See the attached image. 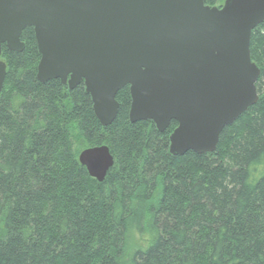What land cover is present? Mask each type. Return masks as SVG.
I'll use <instances>...</instances> for the list:
<instances>
[{"label":"trees","instance_id":"16d2710c","mask_svg":"<svg viewBox=\"0 0 264 264\" xmlns=\"http://www.w3.org/2000/svg\"><path fill=\"white\" fill-rule=\"evenodd\" d=\"M20 40L0 56V264H264V21L249 45L258 99L201 154H170L175 121L130 122L128 86L102 126L83 82L37 79L32 27ZM99 145L113 157L101 182L78 162Z\"/></svg>","mask_w":264,"mask_h":264},{"label":"water","instance_id":"95a60500","mask_svg":"<svg viewBox=\"0 0 264 264\" xmlns=\"http://www.w3.org/2000/svg\"><path fill=\"white\" fill-rule=\"evenodd\" d=\"M264 21V0H0L2 44L22 51L32 27L40 82H83L102 126L117 114L128 86L130 122L151 120L169 135V152H213L223 128L256 103L259 69L251 31ZM6 65L0 59V92ZM78 162L103 181L113 165L105 145L82 149Z\"/></svg>","mask_w":264,"mask_h":264},{"label":"rangeland","instance_id":"374dc122","mask_svg":"<svg viewBox=\"0 0 264 264\" xmlns=\"http://www.w3.org/2000/svg\"><path fill=\"white\" fill-rule=\"evenodd\" d=\"M223 2V1H222ZM222 2H220V3H218L217 5H215V6H219V5H221L222 4ZM148 238V235L147 234H142V237H141V245H145L146 244V242H145V240Z\"/></svg>","mask_w":264,"mask_h":264}]
</instances>
